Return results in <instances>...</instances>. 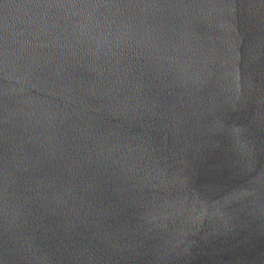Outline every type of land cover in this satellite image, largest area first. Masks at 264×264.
<instances>
[{"label": "water", "instance_id": "1", "mask_svg": "<svg viewBox=\"0 0 264 264\" xmlns=\"http://www.w3.org/2000/svg\"><path fill=\"white\" fill-rule=\"evenodd\" d=\"M0 264H264V0H0Z\"/></svg>", "mask_w": 264, "mask_h": 264}]
</instances>
